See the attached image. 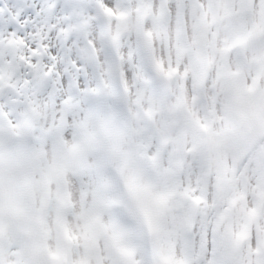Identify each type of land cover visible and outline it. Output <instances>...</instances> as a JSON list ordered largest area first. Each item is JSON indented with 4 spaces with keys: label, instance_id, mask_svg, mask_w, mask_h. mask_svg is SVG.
<instances>
[{
    "label": "snow or ice",
    "instance_id": "1",
    "mask_svg": "<svg viewBox=\"0 0 264 264\" xmlns=\"http://www.w3.org/2000/svg\"><path fill=\"white\" fill-rule=\"evenodd\" d=\"M0 264H264V0H0Z\"/></svg>",
    "mask_w": 264,
    "mask_h": 264
}]
</instances>
